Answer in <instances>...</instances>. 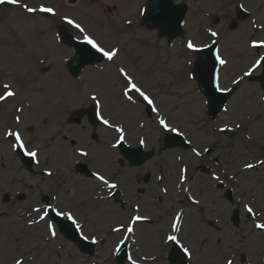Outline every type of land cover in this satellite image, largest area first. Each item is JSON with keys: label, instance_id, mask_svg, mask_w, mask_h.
<instances>
[{"label": "rangeland", "instance_id": "rangeland-1", "mask_svg": "<svg viewBox=\"0 0 264 264\" xmlns=\"http://www.w3.org/2000/svg\"><path fill=\"white\" fill-rule=\"evenodd\" d=\"M68 2L22 0L30 6L44 4L55 8V17L30 16L21 8L0 5V94L4 91V83H9L17 92L15 99L0 104V179L10 180L13 170L20 172L17 167L19 162L10 150V142L3 137L8 128L20 131L23 138L35 142L34 132H41L37 138L42 139L60 129L61 136L70 134L77 138L78 151L89 150L88 158L77 156L78 162L86 163L93 171L102 172L103 167H109L112 163L109 159L118 157L117 150L111 148L118 134L113 129H105L102 124L94 130L87 120L82 125L67 122L74 110L94 104L89 97L95 94L101 99L105 116L125 128L129 144L134 146L140 137L147 136L149 148H156V157L135 171L137 174L151 173L153 182L157 184L155 177L159 170H164L168 176L166 185L171 175L175 177V185L180 165L187 168L190 192L201 200L204 207L203 213L201 206L187 201V208L183 207L186 210L183 221L194 229L185 228L178 234L192 253L189 264H226L228 259L233 264H261L264 260V232L257 231L255 223L264 221V178L254 177L251 170L243 172L242 166L244 160L263 159L264 92L259 82H250L248 77L239 85H234L232 80L241 76L257 58V50L249 45L252 39L264 40V29L253 26V22L264 24V0H174L175 3H187L189 12L185 19V35L173 43H169L159 31L148 30L142 25L147 0H78L75 5ZM130 4L134 7L128 11ZM238 5H242L250 17L238 20L236 29L230 31L229 25L235 20ZM65 15L82 23L88 34L104 46L118 47L121 51L116 61L89 66L79 79H74L66 66L74 50L57 39V31L59 26L64 25L77 40L80 36L63 23ZM209 30L216 31L219 36L211 37ZM188 39L201 47L216 39L221 55L229 61L226 67L221 68V86L237 90L227 104L228 111H224L216 121H211L206 114V98L200 93L197 82L188 78L197 58V54L189 53L185 47ZM54 51L61 55L55 57ZM260 52L264 54V49ZM121 66L154 99L160 114L184 131L185 137L192 141V149L196 148L203 155L205 149L211 148L210 156L201 159L192 150L170 149L172 154L166 158L164 154L168 151L158 152L163 147L165 135L171 133H164L159 128L156 114H148L147 104L140 97L133 94L135 103L124 100L122 89L125 82L117 73V68ZM43 67L49 71L43 73ZM53 93L56 95L51 97ZM27 97L40 108L38 113L27 111L25 101H29H24ZM17 107L23 108V112H16ZM51 110L60 112V122H46L47 116L52 114ZM17 115L22 117L19 125L14 120ZM236 123L241 125L239 129H235ZM221 127L235 130L222 133L219 131ZM94 132L99 135V141L92 139ZM249 136L251 140L247 139ZM177 157L181 158V163H178ZM171 165L175 166L173 170ZM205 165L213 170L212 176L198 171V167ZM261 168L264 170V165ZM116 170L117 166H114L112 172ZM216 175L220 177L219 181L213 179ZM232 176L236 179H230ZM76 179L81 180L83 193H77ZM61 180L63 183L68 181L72 210L84 225L85 235L90 238L96 236L99 241L96 254L83 255L63 237L59 239L61 249H56L53 241L43 243V239H48L47 236L44 238V227L40 234L36 227L32 230L21 219L31 213V205L3 203V197L10 192L8 187L3 186L4 189L0 190V264H15L17 258L24 259L25 264H98L97 258H103V264H117L113 251L121 234L113 233L111 227L127 223L131 212H121L113 202L100 200V185L95 180L75 176L71 170L63 172ZM220 183L225 185V189L218 187ZM232 188L237 197L244 198L240 204L232 205L224 199L225 190ZM147 189L150 195L153 190L151 185ZM33 192L36 195L38 191L35 189ZM178 198L181 197L175 201L172 198L167 203L150 201L147 209L150 215H147L152 218L155 215L156 221L146 227L151 226L154 243L143 246L142 228H138L139 233L135 232L136 235L128 240L130 255L137 260V264H170L166 257L170 254L171 245L165 246L163 239L170 231L167 216L172 220V215L184 202L180 203ZM81 199L89 204L80 205L83 203ZM248 201L254 212L256 210L255 213L262 215L261 218L247 216L242 203ZM251 201L256 208L253 203L250 204ZM105 204H110L105 211L106 216L102 210ZM63 206L66 208L65 204ZM235 209H242L239 228L231 221ZM211 220H216L219 228L209 225ZM249 238L251 241L247 240ZM250 248L251 252H246Z\"/></svg>", "mask_w": 264, "mask_h": 264}, {"label": "snow or ice", "instance_id": "snow-or-ice-1", "mask_svg": "<svg viewBox=\"0 0 264 264\" xmlns=\"http://www.w3.org/2000/svg\"><path fill=\"white\" fill-rule=\"evenodd\" d=\"M0 5H12L17 8H21L25 13L30 16H36L37 14H41L45 17H55L57 16V11L55 8L51 6H46L44 4H40L39 6H30L28 3H22V0H0ZM241 7H243L241 5ZM63 23L70 26L71 29L76 30L79 34L80 38L77 40V44L81 47H78L77 51L82 53V56L87 57L89 61L92 59H101L107 63H114L116 59L119 57L120 49L118 47H106L101 42L98 41L97 38L88 34L86 28L82 25V23L77 20L65 15L62 17ZM131 24V21H128ZM253 26L259 29H264V24L256 25L253 22ZM209 34L213 38H217L219 34L216 31L209 30ZM59 39V37H57ZM69 40H72L73 37H68ZM217 45V40L213 39L211 44H204L203 47L198 46L197 43H194L192 39H188L186 41L185 47L189 53H203L206 49H210L208 58H202L201 62L196 65L195 68V76L189 74L190 80H200L202 84L205 86L204 90L208 96V99L205 103H209V101H214L217 97L216 94L219 93L221 95H225L228 92L232 91V89L222 87L221 86V68L226 67L229 64V61L221 55V50ZM252 49L257 50V58L243 71L242 75L238 78H234L232 83L234 85H239L242 80L246 77H251L258 70H264V54L260 52L261 49H264V40L257 41L256 39H252L249 45ZM118 75L125 82V85L122 89V96L124 100L135 103V99L133 94L140 97L148 106H150L151 112L155 113L157 116L156 123L159 128L164 133H171L175 137H184L185 133L181 130L180 127L173 125L168 118L162 116L160 114V109L156 106V102L154 99L136 82L134 77L126 71L125 67L121 66L117 68ZM4 91L0 94V104L5 102H9L17 97V92L12 90V86L9 83L3 84ZM89 99L95 105V120H98L100 124H102L107 129H113L117 135L115 141L111 144V148L119 149L126 143V131L125 128L117 123L112 122L109 118L105 116L103 113V104L101 103V99L95 95H90ZM225 112L228 111L227 108L224 109ZM16 112H23V108L17 107ZM15 123L19 125L21 123V118L19 115L14 117ZM143 127V124L140 125ZM241 125L239 123L235 124V129H239ZM234 128L229 127H221L219 131L224 132H232L235 130ZM5 139L12 138L11 147L13 151L19 150L23 153L24 156L31 158V160L35 161L39 164V153L36 150H30L28 145L25 143V139L22 134L18 130H13L12 128H8L3 133ZM248 140H251V137H247ZM186 143L191 144V140L185 139ZM138 145L140 148H144L146 145V141L143 137H140L138 140ZM195 156H201L202 152L197 150L196 148L192 149ZM207 151V149H205ZM78 155L81 157H87L89 153L84 150H79ZM134 155V154H133ZM259 165H264V160H260L258 163L246 162L243 164V172H247L249 170L257 168ZM187 168H181L179 177H178V186L184 185L188 179L187 177ZM46 176L51 177L53 173L51 171L45 172ZM93 177L96 181L100 182L102 185L106 186L107 189L113 190L118 187L117 183L112 182L105 175L100 172H93ZM214 180L219 181L220 177L218 175L213 176ZM230 179H236L235 176L230 177ZM165 193H167V188L163 189ZM182 191L189 192V189L183 188ZM54 200H58V197H53ZM188 199L192 201V203H199L198 200L194 199V197L189 194ZM244 210L246 213L250 214L252 218H255L256 213L253 210V207L249 204L244 205ZM136 213H139L141 210L139 207L134 209ZM32 212L36 214L34 218H31L27 221V226L31 228L33 225H42L45 229V235L50 240H55L57 238L58 229H68L72 228L75 230V233L79 235L80 240L89 241L92 244L99 243L96 236H92L91 238L84 233V225L80 222L78 216L74 215L73 212L69 209H64L59 206V204H47L40 207H33ZM59 218L54 223V219ZM181 218L182 213H177L172 219L169 227L170 232L166 234L163 239L165 244H173L177 247L178 251L183 254L184 257L191 259L192 253L188 247L185 246L184 243L181 242L179 237V233L181 232ZM149 219L146 215H132L126 224H116L111 227V231L113 233L121 234V239L114 246V255H119L123 248L126 246V242L130 237L135 236L136 227L140 224H143L145 221ZM66 221V224H61L59 221ZM255 228L264 232V223L257 222L255 223ZM129 264H137V260L133 259L131 255L127 257ZM154 259V258H153ZM15 264H25L24 259L17 258L15 259ZM226 264H233L231 259L226 261Z\"/></svg>", "mask_w": 264, "mask_h": 264}, {"label": "flooded vegetation", "instance_id": "flooded-vegetation-1", "mask_svg": "<svg viewBox=\"0 0 264 264\" xmlns=\"http://www.w3.org/2000/svg\"><path fill=\"white\" fill-rule=\"evenodd\" d=\"M51 111L52 114L50 116H47L46 122H48L49 124L52 122H60V117H61L60 112L54 110ZM33 113H38V112H33ZM75 117H76L75 115L71 114V117L67 119L68 120L67 122L73 123V121L76 120ZM85 121L86 119L82 118L81 123ZM38 133L41 134V132H34V138L36 142L33 140L29 141V139H27L26 137L24 139H25V143L28 145L30 150H36L39 153L38 156L39 164H37L35 161L31 159H27L24 162L23 161L24 156H22L18 150L13 151L15 153L16 159L19 162V165L17 167L20 166L22 167V169L20 170V172H18L17 170H13L11 176H9L10 180L4 181L0 179V185H1L0 190L4 189L3 186L8 187V189L10 190V192H8L9 194H6L3 197V203L7 205H16L18 204V202H20L26 206L31 205L30 206L31 213L27 218V221L31 218H34L36 215L35 213L32 212L33 207H40L47 204H53V205L59 204L61 208H64L63 205L65 204L66 208L64 209L71 210L75 215L74 211L72 210L73 206H71V202H70V196H71L70 191L67 188L68 181L66 180L63 183L61 180V174L66 170H71L75 176L76 175L78 176V173L76 171L77 142L75 141V139H70V134L69 135L64 134L61 136L60 129H57V132L54 130L55 137L51 135L50 137L47 136L45 138L38 139L36 138V136H38ZM61 137H63L62 141L59 140V138ZM142 137L146 141V145L143 148L144 153L147 154L150 151L155 150V148L152 147L149 148V146L147 145L148 144L147 140H149L148 137L147 136H142ZM4 140L10 142V150L12 152V147H11L12 138L5 139L4 137ZM128 145L136 151L134 155L128 154L127 148L125 147L123 148L121 146V148L116 149L118 156L117 159L110 158L109 161L112 160V163H109V167L105 166L102 168V172L99 171L101 174L105 175L112 182H115L118 185L116 189L109 190L107 189L106 186L100 183L101 200H103L105 203H110V204L113 202L116 206H118L119 209L122 210L121 212H125V211L127 212L129 210L131 212L130 213L131 216L137 214L148 216L150 214L148 213L147 209H149L148 207L151 200L153 203L156 204L158 202L167 203L172 198L175 201L176 198L179 196V193L173 190V194L169 195V193H165L163 191V189H165L168 186V184L166 185L168 176L165 175L162 172V170H159L158 176L155 177V182H157V184L153 182L151 173L144 175L137 174L135 171L141 169L146 164L151 162L156 157L157 154H155L150 159L143 160V158L140 157L141 151L139 150L140 147L138 143L134 146L133 144L132 145L128 144ZM161 152L162 151H160V153ZM7 164L10 163L8 162ZM71 166H73V169H71ZM114 166H117V170L115 172H112V168ZM46 171H51L53 175L51 177L46 176L45 175ZM89 181H91V179ZM148 185H151L152 189L154 190V191L151 190L150 195H149L150 190L147 189ZM35 189L38 191L36 195H34L33 192V190ZM232 189H233L232 193L234 199L232 205H235L236 203L240 204V201L244 198L237 197L235 193L236 192L235 189L234 188ZM77 193H79L78 189H77ZM81 193H83V191ZM6 196H8L9 198ZM54 196L58 197V200H54L53 199ZM7 198L8 200H6ZM81 200H83V203H81L80 205L84 204L86 206L87 204H89L86 203L84 199ZM251 203H253V206L255 207L254 202L251 201L250 204ZM110 204H105L102 207L103 214L106 213L105 211L107 210L108 207H110L109 206ZM245 204H249V201L246 203H242V209L244 208ZM136 207L140 208L141 211L139 213H136L134 211ZM242 209H235V210L241 211ZM203 212L204 209L202 210V213ZM106 215L107 214H105V216ZM152 216L153 219L156 221V219L154 218L155 215ZM151 222H153L151 219L145 221V223H150V224ZM170 223L171 222H168V225H170ZM34 229L35 227L33 226L32 230ZM182 229H185V227L181 228V231ZM190 230L193 231L194 229H190Z\"/></svg>", "mask_w": 264, "mask_h": 264}, {"label": "water", "instance_id": "water-1", "mask_svg": "<svg viewBox=\"0 0 264 264\" xmlns=\"http://www.w3.org/2000/svg\"><path fill=\"white\" fill-rule=\"evenodd\" d=\"M71 2H75V0H71ZM187 9H188L187 5L185 4L175 5L172 0H149L147 11L145 12L143 17V24L148 29H152V30L160 29L161 34L167 35L169 41L172 42L173 40L184 34L183 23L187 13ZM237 16L240 20H244L248 17V14L242 11L241 9H239ZM236 26L237 24L235 23L233 25V28ZM59 35L67 43V45L76 48V55L70 62V70L75 77L79 76V74L81 73L84 67L88 65H94L96 63L103 61L101 59H92L91 61H89L87 57L82 56V53L77 51L78 47L81 46L77 44V41L74 38L72 40L68 39V37L70 36L73 37V36L66 28L60 27ZM214 47H216V45ZM210 51H211L210 49H206L205 52L200 53L201 55L200 62L202 58H208ZM259 79L262 80L264 84V72L263 75L259 77ZM198 82L201 91L206 94V91L204 90L205 86L202 84L200 80H198ZM231 96H232V92H229L225 95H221L217 93L216 94L217 98L214 101H209L208 114L212 119H215L220 114V112L224 109L227 100ZM90 115L93 125L96 126V122L94 120V112L90 111ZM167 140L168 142L166 148H172L178 146V142L181 139L180 138L178 139L177 137H169ZM181 146L185 147L183 143ZM80 169L82 171L86 170L84 166H81ZM65 233L68 236H70V238L79 245V247L84 253L91 255L94 254V246L92 244L80 240L78 238L79 235L77 234L76 236L75 232L65 231ZM127 257H128V249L126 245L123 248L121 255L118 256L119 264H125ZM171 262L179 263V264H187L186 258L176 248H174L171 253Z\"/></svg>", "mask_w": 264, "mask_h": 264}, {"label": "bare ground", "instance_id": "bare-ground-1", "mask_svg": "<svg viewBox=\"0 0 264 264\" xmlns=\"http://www.w3.org/2000/svg\"><path fill=\"white\" fill-rule=\"evenodd\" d=\"M30 3H31V1H30ZM132 7H134L133 4H130V5L128 6L127 10L129 11V9H131ZM37 48L40 50V46L37 47ZM64 52H65V51H64ZM53 54H54V55L56 54L55 57H58V55H61V53L59 54V53L56 52V51H54ZM62 90H63V89H62ZM55 95H56V93H53V94L51 95V97H53V96H55ZM249 125H251V123H250ZM240 142H241V141H240ZM170 154H172V153L168 151V152H166V153L164 154V156H165L166 158H169ZM263 154H264V151H263ZM263 156H264V155H263ZM263 156H261V158L264 159ZM263 159H262V160H263ZM259 161H260V160H259V158H258V159H254L253 161H249V160L247 161V160H244V163H246V162L258 163ZM261 166H263V165H259L257 168L251 170V172H252V174L254 175V177H257V178H259V179H261V178L263 179V178H264V170L261 168ZM170 168L173 170V168H175V166H174V165H171ZM242 168H243V166H242ZM162 172H163L165 175H167V173H166L164 170H162ZM173 180H175V177H174L173 175H171V177L169 178V184H168V186L166 187L167 190H168L167 193H169V195H170V194H173V190L175 191V186L178 187L177 182L175 183V185H173ZM262 182H264V180H263ZM76 186H77L78 192L81 193V192L83 191V185H82L80 179H76ZM179 189H182V185L179 186ZM197 189H198L199 191H201L199 187H197ZM189 201H190V203H192L191 200H189ZM167 218H168V222H170V221H171V220H170V217L167 216ZM142 226L144 227V225L140 224V225H138L137 227H138V228H139V227L142 228ZM34 227H36L37 232H39L40 234L43 233V226H42V225H38V226H34ZM184 227L190 229L191 225H190L189 223L186 222V224L184 225ZM142 235H143V237H144V239H143V240H144V244H143L144 247L149 246L150 244H152L155 235L153 236V231H152L151 229L143 228V229H142ZM57 238H58V237H57ZM57 238H56L55 240H53L54 243H56V242L59 240V239L57 240ZM244 239L246 240V238H244ZM3 240H4V238H3ZM153 243H154V242H153ZM103 262H104V259H103V258H97V263H98V264H103ZM147 264H149V263H147Z\"/></svg>", "mask_w": 264, "mask_h": 264}]
</instances>
